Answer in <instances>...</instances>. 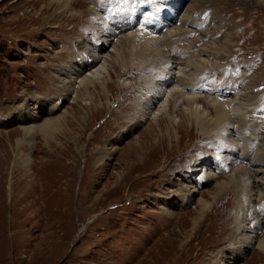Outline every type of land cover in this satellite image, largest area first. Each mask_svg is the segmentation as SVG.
<instances>
[{"label": "rangeland", "instance_id": "1", "mask_svg": "<svg viewBox=\"0 0 264 264\" xmlns=\"http://www.w3.org/2000/svg\"><path fill=\"white\" fill-rule=\"evenodd\" d=\"M129 1L75 0L74 8L82 13L70 16L61 0H0V175L4 176L0 264H264V254L256 252L264 228L257 227L247 211L251 205L252 214L264 219V192L261 190L249 204L243 178L233 188L237 193L226 190L218 195L215 189L239 167L250 171L264 167V155L259 152L264 149V119L253 118L248 109L244 126L233 132L232 139L224 128L216 134H200V128L194 125L199 115L178 95L164 115L157 113L162 98L143 117L146 93L163 82L166 67L160 62L142 69H132L131 62L121 59L107 62L103 80L81 90L76 85L74 93L64 97L57 80L62 69L79 68L81 56L96 44L92 27L103 23L114 30L109 21L123 14ZM143 1L155 8H170L172 2L166 7L162 0ZM241 2H208L205 15L199 17L200 10L193 15V26L184 27L189 34L172 39L179 43L173 45L171 58L191 62L208 58L205 52L201 54L205 45L228 42L224 55H214L218 66L195 72L194 81L187 82L183 91L203 97L196 101L201 108L221 102L207 90L213 82L203 79L232 57L255 61V70L245 72L246 84L225 99L238 100L244 93L252 106L256 98L264 99V3ZM186 4H180L178 17ZM212 13L214 21H210ZM161 14L171 19L166 12ZM132 27L129 32H150L140 24ZM215 27L219 31L214 34ZM162 31L165 33L166 27ZM109 50L103 49L101 57ZM228 71L222 68L220 77H226L222 72ZM87 74V69H82L79 79ZM173 85L175 81L166 90ZM219 86H227L230 92L228 83ZM24 106L27 115L35 119L32 123L22 118ZM203 113L208 118L215 116L210 108ZM54 117L64 121L45 129L47 120ZM199 122L207 125L200 116ZM28 127L36 130L25 134ZM166 130H176L177 134L162 136ZM227 139L235 140L236 149L228 148L234 144ZM112 147L115 150L106 157L105 150ZM244 153L247 159L242 158ZM48 160L58 161L67 169L69 176L59 181L68 187L71 206L64 209L65 228L47 225L53 230L52 238L57 239L37 248L36 237L42 227L27 221L28 214L15 209L18 198L11 199L9 185L22 175L42 173L50 167L56 170ZM251 162L258 166H251ZM28 167L29 173L20 172ZM209 175L213 178H207ZM52 202L46 203L48 208L53 207ZM202 203L210 204L203 214ZM230 214L232 219L227 218ZM243 224L257 227L254 242L247 247L242 239L246 236ZM20 232L27 234L18 247L11 245L7 251L6 235L13 233L16 240Z\"/></svg>", "mask_w": 264, "mask_h": 264}, {"label": "bare ground", "instance_id": "2", "mask_svg": "<svg viewBox=\"0 0 264 264\" xmlns=\"http://www.w3.org/2000/svg\"><path fill=\"white\" fill-rule=\"evenodd\" d=\"M61 1L63 4V10L66 12L69 11L70 16H75L82 13L81 9L76 10L74 8L75 0H73V2L72 0H61ZM162 1L165 2L166 7H167V2L169 3L170 1H172L170 8H164V10L162 11V12H166L167 15L171 16V19L168 20L167 18L163 17L162 14L161 15H159L158 13L153 14L152 15L153 18L151 20L152 22L148 23L147 25V28H149L150 32L153 31L152 34L150 32L147 34L143 32L142 33L129 32L132 31L133 28L132 26H134V23L136 22V17L132 16L130 18L131 21H129V16L126 13L120 14L116 19H113L111 22H109L110 24L114 25L113 28L114 30L107 29L106 25L103 23L95 24L92 27L93 28L92 32L93 34H95V36H97L95 42L96 44L92 45L93 46L92 48L89 47L90 49L84 47L87 48V53L86 56L83 55L81 56L82 61L81 60L78 61L80 62L77 63L78 64L77 66L79 67L78 69L74 68V71L73 70L70 71L69 69H62L64 73L62 72V74L59 76L61 77V79L57 78V80L61 84V87L63 88L61 90L63 92L64 97H66L67 95H72V93H74V89L76 85H78L79 90H81L87 87L89 83L103 80L102 79L103 75H106L108 71L106 65L107 62H116L118 59H121L120 62H131L130 67L132 69L138 67H140V69L145 67L153 68L154 62H160L161 64H164V66L166 67L165 74L162 77L163 82L161 83L160 81L155 86L153 85L154 87L153 90L146 93V97H145L146 107H144L143 110V117L147 116L150 113V109L155 103L163 99L164 100L162 101V103L157 107L158 109L157 113L159 112L164 115L166 113L167 107L169 106V103L173 100L175 96L178 95L181 99L189 101L191 103V107L193 108V110L204 120V122L207 123V125L204 127L203 122L197 123V119L199 116L196 117L194 125L200 128L199 130L200 134H206L207 131L209 132L211 131L212 133L216 134L224 128L226 130L225 132L229 131L227 132V135L231 138L232 136H234L233 132L237 131L240 126L242 127L244 126L243 119H244L245 111L247 112L248 109L249 111H251L255 106H257L258 101H255L253 103V106L250 105L248 100L249 96L246 98V96H244L245 95L244 93L241 96V98L238 100H232V99L230 100V98L225 99L229 97L230 92L226 90L227 86L226 87L221 86V90H220L222 95V98H220L222 99L220 100L221 102L214 101L211 104L203 105V108H201L196 105V101H198L199 99H203V97L195 96V95L192 96L185 94L183 92L186 88V84H188L187 82L191 83V81H194V77H196L197 75V73L195 74V72L197 71L200 72V70H204L205 68L213 70V68H216L218 66V62L213 60L214 55L215 54L224 55V51H226V48L228 47L227 45L228 42L225 43V41L221 40L218 42L216 41L214 43L212 42L209 43L208 45H205L204 48L201 50V54L205 52V54L208 55V58L206 60L200 59L197 60L196 62L193 61L191 62L190 60L188 61L187 59L185 61H180L175 58H171V54L174 53L173 45L179 43L177 42L178 39L174 43L172 42V39L175 37L179 38L180 36L183 37L184 35L189 34L188 31L184 30V27L188 24H190V26H193V21H194L193 15L197 14V12H199L200 10L201 12L199 14V17H201V15H205L204 11L206 10L204 6L208 4H212L218 0H212V1L211 0H162ZM223 1L224 2L235 1L236 3L242 1L249 3L250 0H223ZM256 1L264 3V0H256ZM184 2L187 3L183 11L184 13L183 15L178 17L176 13L180 10V4ZM89 10H93V9L89 8ZM156 19H158V21H156ZM214 20H215V14L212 13L210 21H214ZM173 23L174 24L176 23V25H172ZM164 27H166V31L165 33H162L163 32L162 28ZM218 31L219 28L217 29L216 27L213 30L214 34ZM122 32L123 33L127 32V33L123 35ZM118 34L119 35L122 34V35L117 36ZM194 43H192V48H194L193 46ZM108 48H110V50L105 54L106 56L104 58L101 57V53H102L101 51H103V49L107 50ZM75 60L74 62H76ZM223 68L229 69L228 65ZM82 69H87L88 74L83 78L79 79ZM171 70H175V72ZM229 72L230 69L228 73ZM238 72L239 71L235 68L232 70V73L234 74ZM247 73L250 74L251 71H248ZM227 75L228 74L222 72V76H227ZM174 81H175V85L169 88V90H166V87H168V85H170ZM149 93L150 96L148 95ZM246 94L248 95V93ZM205 108H210L215 113V116L213 118H208L207 116H204V113L202 114V112ZM21 110L25 111V112L21 111L24 114V116L22 117L23 119L25 118L26 121L30 120V122L35 120L33 119V117L27 115L28 110L26 106H24L23 109ZM63 121L64 119L61 117H57V118L54 117L52 119L47 120V124L44 128L47 129V127H49L50 125L56 126L59 123L61 124ZM171 123L172 125H174L173 121ZM41 129L43 128H38V130ZM239 129H241V127ZM35 130L36 128L33 129L32 127H28L24 129V133L29 134ZM171 134L174 137V134H177L176 130L173 131L166 130L162 136L165 135L168 138L169 136L171 137ZM227 141H229L231 145L234 144L232 146H228V148H231L232 150L236 149L237 146L235 145L236 144L234 142L235 140L232 141L227 139ZM114 150L115 149L113 147L109 150H105V156L109 157ZM259 152H261L260 155H264V149H260ZM242 158L247 159L246 153L242 155ZM48 164L54 166L56 170L50 167V170L49 168H47L42 173L36 171L35 173L29 176L22 175L16 178V180L11 182V184L9 185V191L10 193L12 192L11 199L13 200L14 196L18 198V203L15 205V209H18L20 213L23 214L27 213L28 214L27 221L36 222L40 227H42L40 228L41 233H39V236L36 237V240L39 241L37 242L38 243L37 248H40L42 245L46 247L50 239H54V240L57 239L56 236L52 238L53 236L52 229L53 227L63 225V223L65 222L64 215H66L64 209H69L71 206L68 187L65 185V183H61L59 181V178L65 179L69 176V174H66L67 169L61 166L58 161L54 162L52 160H48ZM250 165L251 166L255 165L256 167L258 166L254 162H251ZM258 169H259L258 171H250L245 167L237 168L232 172L230 179L226 183L218 182V184L215 186V189L217 190V194L218 195L224 194L226 190L229 191L231 190V192L237 193L238 191H235L233 188L237 187L240 178H243L246 182L245 190L247 191L248 202L249 204L253 203L252 202L253 197L255 195L256 196L259 195L261 190L262 192H264V170H263L264 167ZM20 172H23L24 174H27V172L29 173V167L20 170ZM258 174H260L259 177L257 176ZM212 176L213 175H209L207 176V178H213ZM255 180H257L256 185H255ZM3 185H4V176L0 175V197H2V193H3L2 189L4 188ZM23 191H30V193H28V195L23 194V196H21L20 194ZM186 194H188V196L190 197L192 195L190 191H187ZM49 200L50 201L53 200L52 202L53 207L51 208H48L46 204L48 203ZM1 205L2 202L0 201V206ZM60 206H63V208H60ZM200 206H201L200 208L201 214H203L209 210L210 204L202 203ZM247 207H248L247 211L249 214L248 217L253 218L255 220L254 222L257 227L262 226L264 228V219L258 218L257 216L254 215L255 213L252 214L253 212L251 209L252 208L251 205ZM47 208L49 210H52V212L49 213ZM257 211H260V213H262V210L260 209L259 210L257 209ZM227 218L232 219L233 214L228 215ZM196 223L197 222H194L192 229L195 228ZM50 224L52 225L50 226L52 227V229L49 230V227H47V225ZM63 226L65 228L66 225ZM257 227L250 228L246 224L242 225V232L246 234V236L243 237L242 239L246 242L247 244V245L245 244L246 247L254 242V235H253L254 228ZM0 228L3 229V227ZM26 234H27L26 232H20L19 235L17 234L18 239L16 240H14L15 238L13 233L7 234L6 239L8 246L6 250L9 251L11 249V245L16 244L15 246L18 247L22 240V237ZM256 252H259L260 254H264V238L257 243ZM4 258L5 256L3 257V259Z\"/></svg>", "mask_w": 264, "mask_h": 264}]
</instances>
